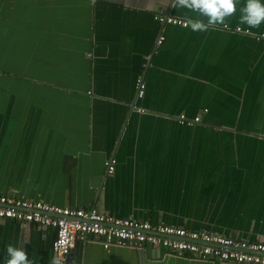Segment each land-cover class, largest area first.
<instances>
[{"label":"crops","instance_id":"0c3cea01","mask_svg":"<svg viewBox=\"0 0 264 264\" xmlns=\"http://www.w3.org/2000/svg\"><path fill=\"white\" fill-rule=\"evenodd\" d=\"M245 3L225 23L251 34L159 23H207L172 0H0V194L264 242V23H240ZM53 239L0 220V264L9 245L53 264ZM157 250L88 236L70 260L225 264Z\"/></svg>","mask_w":264,"mask_h":264},{"label":"built area","instance_id":"2783aa9c","mask_svg":"<svg viewBox=\"0 0 264 264\" xmlns=\"http://www.w3.org/2000/svg\"><path fill=\"white\" fill-rule=\"evenodd\" d=\"M156 21L164 25L182 26L173 23L178 19L168 15H156ZM236 33L251 34L241 27L225 28ZM264 39V35L255 37ZM160 37L157 44H161ZM146 85L141 78L135 83L136 98H143ZM139 109V108H138ZM143 112L142 109H139ZM206 112V110H203ZM177 122L192 126L201 122L200 114L193 118L179 115ZM112 174L116 161L105 163ZM0 220L34 224L42 230L54 233L52 250L55 259L65 264L67 256L77 240L88 236L98 239L106 251L110 248L142 250L145 247L164 250L167 255L183 256L200 261H219L225 264H264V242L247 243L206 231L172 227L163 223L140 222L135 219H118L97 207H60L41 200L25 199L12 194H0Z\"/></svg>","mask_w":264,"mask_h":264},{"label":"clouds","instance_id":"9594fccd","mask_svg":"<svg viewBox=\"0 0 264 264\" xmlns=\"http://www.w3.org/2000/svg\"><path fill=\"white\" fill-rule=\"evenodd\" d=\"M238 3L239 0H172L173 8H184L207 18V23L202 19L190 17L175 19L173 23L190 28L193 32L207 31L210 26L216 25H223L227 28L226 18L236 13ZM240 11L241 24H246L249 28H258L264 23V2L262 0H246ZM6 251L8 258L5 264H31L24 249L9 245ZM53 264H60L59 259L53 260Z\"/></svg>","mask_w":264,"mask_h":264},{"label":"water","instance_id":"95a60500","mask_svg":"<svg viewBox=\"0 0 264 264\" xmlns=\"http://www.w3.org/2000/svg\"><path fill=\"white\" fill-rule=\"evenodd\" d=\"M141 250H138V252H140ZM71 252V251H70ZM156 252V254H157V256L158 257H160V250H157V251H155ZM72 257V255L71 254H69L68 256H67V258H66V264H71V260H70V258Z\"/></svg>","mask_w":264,"mask_h":264}]
</instances>
